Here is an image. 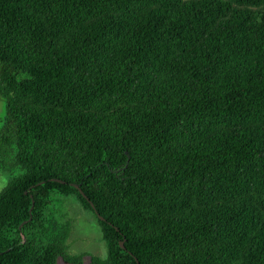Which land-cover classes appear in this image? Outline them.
<instances>
[{
	"label": "trees",
	"instance_id": "1",
	"mask_svg": "<svg viewBox=\"0 0 264 264\" xmlns=\"http://www.w3.org/2000/svg\"><path fill=\"white\" fill-rule=\"evenodd\" d=\"M0 99V264H264V0H0Z\"/></svg>",
	"mask_w": 264,
	"mask_h": 264
},
{
	"label": "rangeland",
	"instance_id": "2",
	"mask_svg": "<svg viewBox=\"0 0 264 264\" xmlns=\"http://www.w3.org/2000/svg\"><path fill=\"white\" fill-rule=\"evenodd\" d=\"M4 102L0 99V121L4 115ZM16 173V172H14ZM13 174V173H12ZM12 174L0 170V191L7 186ZM55 207L66 214L72 222V230L68 238V252L70 254L89 253L100 257H107L106 242L103 239L101 226L93 211L83 208L74 197H64L54 194ZM90 257L84 258L88 262ZM57 264H68L59 258Z\"/></svg>",
	"mask_w": 264,
	"mask_h": 264
},
{
	"label": "water",
	"instance_id": "3",
	"mask_svg": "<svg viewBox=\"0 0 264 264\" xmlns=\"http://www.w3.org/2000/svg\"><path fill=\"white\" fill-rule=\"evenodd\" d=\"M57 180L62 181V180H60V179H57ZM74 185H75L76 187H78L77 184H74ZM33 203H34V201H33ZM121 246H122V247H125L123 241L121 242Z\"/></svg>",
	"mask_w": 264,
	"mask_h": 264
}]
</instances>
